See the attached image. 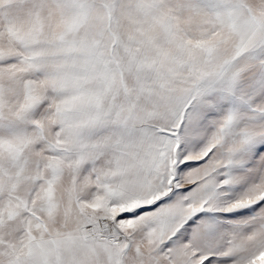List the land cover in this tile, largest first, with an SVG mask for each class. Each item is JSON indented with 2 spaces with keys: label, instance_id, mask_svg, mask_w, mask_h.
Segmentation results:
<instances>
[{
  "label": "snow or ice",
  "instance_id": "6c2138e0",
  "mask_svg": "<svg viewBox=\"0 0 264 264\" xmlns=\"http://www.w3.org/2000/svg\"><path fill=\"white\" fill-rule=\"evenodd\" d=\"M0 264H264V0H0Z\"/></svg>",
  "mask_w": 264,
  "mask_h": 264
}]
</instances>
